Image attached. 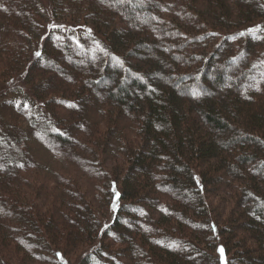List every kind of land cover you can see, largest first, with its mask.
Returning a JSON list of instances; mask_svg holds the SVG:
<instances>
[{
  "label": "trees",
  "instance_id": "trees-1",
  "mask_svg": "<svg viewBox=\"0 0 264 264\" xmlns=\"http://www.w3.org/2000/svg\"><path fill=\"white\" fill-rule=\"evenodd\" d=\"M134 1L0 0V77L21 72L30 102L0 123V264H264V76L241 90L264 72V0L171 20ZM34 139L107 180L109 218L70 187L22 193ZM222 177L239 188L217 219Z\"/></svg>",
  "mask_w": 264,
  "mask_h": 264
},
{
  "label": "rangeland",
  "instance_id": "rangeland-1",
  "mask_svg": "<svg viewBox=\"0 0 264 264\" xmlns=\"http://www.w3.org/2000/svg\"><path fill=\"white\" fill-rule=\"evenodd\" d=\"M92 1H96V0H92ZM155 1L157 3H162L160 12L168 20H171L176 14L178 15L180 9L184 10L185 8H187L185 7V5L187 4V2H190V0H150V4H153V2ZM231 1L232 0L227 2L229 3ZM85 2H90V0H85ZM198 2H204V0H199ZM142 3H143L142 0L134 1L133 3L134 12H136V6L139 7V5ZM3 15H6V11H3V8H0V37L3 35L5 31V22L3 19ZM51 16H52V11L48 10V17ZM180 16L176 17V19L179 20L178 21L179 23L180 20H183V18H181ZM146 21L147 23H149L150 21H152V17L150 15H146L145 22ZM184 22L185 20L181 21L182 24H184ZM208 38H210L209 35ZM3 44L8 45V43L6 42ZM13 44L15 45L16 42L13 41ZM233 45H234L233 41L229 40V44L226 47H228L229 49L232 48ZM9 46L13 47L12 44H9ZM155 49L156 48H154L153 55H156ZM246 56L247 55L244 54L242 55L241 58H238L237 60H235V62H231L228 65L229 74L237 67V65L240 62H242L243 59H245ZM7 61H8L7 55L0 54V69H2L3 63ZM107 62L109 64H114L115 60L110 59ZM20 73L13 77H0V116L4 117V119H1L0 123H4V122L6 123L8 121L10 117L9 114L11 107H19L26 103H30L29 99H27L29 94L26 93V89L28 87L27 84L23 81L24 77ZM128 75H131V78L134 77V74H132L131 72H129ZM263 76H264V72L262 74H258L256 76L257 77L256 79H251L249 83H246L245 85L241 86L242 92H244V87H246L247 90L248 88L251 87V85L255 84L256 81L260 80ZM7 89H10L11 92L8 94L7 99L4 100V95L2 94V92L6 91ZM191 92H193V89L188 90V93ZM127 119L129 120V118ZM83 136L84 134L82 133L81 142L85 140ZM32 144L34 150V156H33L34 161L27 163L28 169L22 172V177L20 178L22 184L24 185V187H22L23 194L28 193L32 195L33 191H37L36 196L37 195L42 196L43 200L46 201L47 206H50L52 203L54 204L59 203V200L55 199L56 195H53L52 190L57 189V191H55L56 194L60 189L70 187L67 190L72 189L73 191L80 194L83 198H85L88 202L92 201L91 203L95 205L94 209L96 211L97 217L101 222H104L107 218L110 217L112 210L109 207V205L108 206L104 205V201L105 200L107 201L108 198V183L105 178L102 179L103 177H100V179H95L94 175H91L92 171H89L90 169L86 167L85 163H82L83 166H81L78 163L76 165L75 163L72 162L73 159L71 158V156H69L66 161L63 160H60L59 162L53 161L52 159L57 157V155L53 153L54 149L50 145L48 146L43 145L42 143H39L35 139L32 141ZM116 148H117V144L114 145L113 148V155L115 157L110 155V158H112L110 159L112 160L111 162L112 165H110L107 169V174H110V183L113 180H117V177L111 174V169H110L115 164V161L120 162L119 161V158L121 156L119 151L120 149H116ZM87 155L89 156V154ZM86 168L88 170H86ZM64 180L69 181L68 186L61 183ZM224 182L230 183L231 180H227L226 177H222V181H219V184L215 186V188L218 190L216 193L213 194V196H215L218 193L219 196H221L219 198H216L215 199L216 201H214V203L212 204L214 210L216 209L221 213L220 215L216 214L215 218H217V216L225 217L229 214V212L233 208L232 196L234 195L232 193L239 188L238 186H234L236 185L235 181L232 182V185L230 186L228 184H225ZM38 202H40L39 199ZM40 205H42L41 202ZM68 205L69 206L63 208V210L70 211V208H72V204L68 203ZM7 221L10 222L9 219ZM70 258L73 261L71 256ZM33 264H54V263L46 259V261H42V263H38L37 261H34Z\"/></svg>",
  "mask_w": 264,
  "mask_h": 264
},
{
  "label": "snow or ice",
  "instance_id": "snow-or-ice-1",
  "mask_svg": "<svg viewBox=\"0 0 264 264\" xmlns=\"http://www.w3.org/2000/svg\"><path fill=\"white\" fill-rule=\"evenodd\" d=\"M37 55H39V53H37ZM221 251H222V249H221Z\"/></svg>",
  "mask_w": 264,
  "mask_h": 264
}]
</instances>
